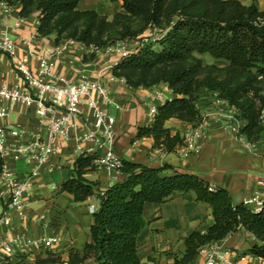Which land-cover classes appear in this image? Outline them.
<instances>
[{
  "label": "trees",
  "instance_id": "1",
  "mask_svg": "<svg viewBox=\"0 0 264 264\" xmlns=\"http://www.w3.org/2000/svg\"><path fill=\"white\" fill-rule=\"evenodd\" d=\"M21 6L19 15L37 11L40 36L55 35L56 43L73 39L103 48L117 40L138 38L133 52L111 70L133 88L165 85L173 97L158 105L150 125L139 127L137 138L153 137L154 145L167 152L183 143L180 133L171 134L166 122L176 118L195 126L202 116L198 101L202 93H218L238 110L245 122L242 133L258 141L264 137V10L255 2L239 0H122L121 11L107 19L95 10H80L79 0H0ZM145 37L153 38L143 44ZM224 63H204V56ZM95 155H80L60 190L76 202L97 196L89 241L81 252L70 253V264L89 259L98 264H141L138 235L144 227L146 203H163L177 193L193 192L196 200L213 210L214 222L205 231H193L183 238V252H167L173 260L152 264H196L199 249L225 239L239 228L255 236L258 243L250 253L264 261V206L254 211L234 203L228 191L211 189V183L197 175L123 161L125 178L104 191L98 181L85 175L97 167ZM170 168H173L172 166ZM38 256L37 264L55 262L51 251Z\"/></svg>",
  "mask_w": 264,
  "mask_h": 264
},
{
  "label": "crops",
  "instance_id": "2",
  "mask_svg": "<svg viewBox=\"0 0 264 264\" xmlns=\"http://www.w3.org/2000/svg\"><path fill=\"white\" fill-rule=\"evenodd\" d=\"M249 5L255 2L260 10H264V0H239ZM122 0H79L80 10H95L107 19H111L116 11H121ZM8 6L10 10L7 11ZM21 6L0 4V31H5L9 37L17 42L18 56L23 59L35 73L37 68L36 56H46L53 60V70L56 75H61L75 82L80 81L85 75L91 80H98L106 89L110 102H105L103 97L93 91L92 95L99 101L101 109L107 110L115 117L114 150L124 161L142 163L150 167L163 168L162 175H171L174 170L197 175L211 183L213 188L221 187L228 191L234 203H243L244 199L251 198L259 189V181L264 168L262 151L248 150L235 133L225 127V118L216 114L217 108L212 103L211 96L202 93L198 101V108L204 118V134L199 140V149L187 157L181 155L183 143L167 152L154 145L153 137L137 138L139 127L150 125L149 107L146 104L147 88L133 89L119 77L112 79L110 64L119 60L116 56H109L103 52H89L78 41L69 42L70 39L60 41L66 43L68 48L58 57H52L54 47L59 44L55 41V35L36 37L30 44L23 39L37 31L38 12L25 17L20 26H16L19 20ZM136 41H132L130 48L136 47ZM32 51L36 56H30ZM208 56V55H207ZM212 58V57H211ZM215 61H219L214 59ZM221 62V61H219ZM223 63V62H222ZM224 65V63H223ZM23 78L17 74L11 63L10 57L0 51V86L12 87L22 85ZM164 89V97H173L172 91L165 85H157ZM164 101H158L157 105ZM119 106V107H118ZM82 116L91 118V111L84 98L81 102ZM14 117V121H12ZM245 124V123H244ZM171 134L180 133L181 136L192 126L185 121L171 118L166 122ZM18 127L31 133L44 135L45 132L37 126L34 113V104L17 103L10 109L7 117L0 119V128ZM84 126L72 132L67 138H59L62 150L52 154L48 162L35 169L33 160H17L11 162V167L17 174L33 173V187L27 209L28 218L26 228H20V221L15 220L13 228L6 232L2 227L1 232L10 238L22 235L20 241L40 239L47 235H56L60 243L53 253L59 260L70 259L72 251L81 252L89 241V230L93 223V213L90 212V204L97 208L99 199L97 196L76 202L74 196L60 190L61 184L69 177L74 162L80 156L76 152V145L80 137L84 135ZM89 145L84 143V147ZM173 168H170V167ZM52 176L58 185L53 188L55 196H42L41 189L49 185L44 181ZM85 177L90 181H98L100 191L122 181L125 175L122 171L108 170L103 167H95L86 173ZM3 203L0 200V215L3 212ZM56 209L54 219L45 220L43 225L37 221V215ZM45 215V214H44ZM144 227L138 235V256L141 264H152L151 259L160 263L172 262L167 252H183V238L193 231H205L214 222L213 210L206 204L196 200L193 192L177 193L163 203H146L143 212ZM226 248L239 255H246L242 260L239 256H231L232 264H264L260 258L250 253V248L258 243L253 234L244 228H239L222 240ZM33 250V249H32ZM38 255L45 258L43 251L34 249L32 256ZM197 259L196 264H201ZM85 264H92L89 259ZM221 264H228L222 262Z\"/></svg>",
  "mask_w": 264,
  "mask_h": 264
},
{
  "label": "built area",
  "instance_id": "3",
  "mask_svg": "<svg viewBox=\"0 0 264 264\" xmlns=\"http://www.w3.org/2000/svg\"><path fill=\"white\" fill-rule=\"evenodd\" d=\"M0 4L8 5L5 1ZM9 10L10 6L7 11ZM24 19L25 17H20L16 26H20ZM39 36L40 34L36 31L23 41L30 44ZM151 40L154 39L145 37L141 43L146 44ZM128 41L117 40L103 48L93 44H81L89 52H103L111 57L116 56L120 60L128 57L134 50L130 48ZM69 42L75 43L76 40L70 39ZM67 48L66 43H59L50 55L58 57ZM18 49L17 42L13 41L5 31H0V51L10 57L17 74L24 81L22 85L0 86V119L7 117L10 109L17 103L34 104L37 126L45 134L31 133L18 127L0 128V200L4 206L0 215V264H37V256H32V251L38 249L43 252H53L60 243V238L56 235H47L40 239L22 242L20 241L22 235L10 238L1 232V228L5 227V233H8L13 228L16 219L20 221V228H26L27 209L33 187L35 171L22 175L17 174L11 167V162L33 160L36 164L35 169H37L40 165L48 162L52 154L61 152L62 146L59 138H67L81 126H84L85 129L84 135L80 137V141L76 145L75 150L78 154H94L96 165L108 170L121 171L123 160L116 154L113 147L115 117L110 115L107 110L101 109L99 101L92 95L95 91L103 97L105 102H110L111 99L104 86L98 80H91L85 75L80 81L75 82L64 76L56 75L52 59L44 55L36 56L30 51V56L37 58V68L33 73L28 64L18 56ZM119 60L111 63L109 68L112 69ZM114 78L116 76L112 74V79ZM120 79L125 82L124 78ZM147 89L149 91L146 96V104L149 107V121L152 123L158 111L157 102L165 101L164 89L155 86ZM210 96L212 103L217 108L216 114L225 118V127L232 130L248 150L262 151L264 158V137L258 141L247 139L241 131L245 122L239 118L238 110L222 99L218 93H211ZM84 98L91 111V118L82 116L81 102ZM261 122L264 125V110ZM204 126L205 122L202 117L199 124L192 125L184 133L181 151L183 157H187L199 149V140L204 134ZM84 143L89 146L85 148ZM243 203L256 212L264 206V168L259 181V189L251 198L244 199ZM89 209L93 213L97 206L92 203ZM36 219L43 225L46 223L44 214L37 215ZM222 240L208 243L199 249L198 258L201 259V264H221L222 262L232 264L230 257L234 255L239 256L242 260L246 259V255H239L226 248ZM42 264H70V262L69 260H57ZM92 264L98 263L93 262Z\"/></svg>",
  "mask_w": 264,
  "mask_h": 264
},
{
  "label": "rangeland",
  "instance_id": "4",
  "mask_svg": "<svg viewBox=\"0 0 264 264\" xmlns=\"http://www.w3.org/2000/svg\"><path fill=\"white\" fill-rule=\"evenodd\" d=\"M130 41V42H129ZM128 41V43L130 44V46H131V44H132V41H133V39H130ZM134 41H136L135 42V44H138V43H140L139 41H138V38H134ZM203 60H204V63H214V64H216V65H219V66H223V63L222 62H219V61H215L213 58H211L210 56H204V58H203ZM14 117H12V121H14ZM50 182L49 183V185H44V188H42L41 189V195L42 196H55L56 195V192L57 191H54L53 190V188L55 187V186H57L58 184L57 183H55V181L53 180V178H52V176H49L45 181H44V183H46V182ZM45 214V216H46V218L48 219H54V217L56 216V209H52V210H50L49 212H47V213H44Z\"/></svg>",
  "mask_w": 264,
  "mask_h": 264
}]
</instances>
